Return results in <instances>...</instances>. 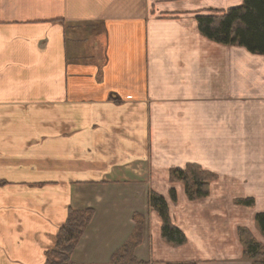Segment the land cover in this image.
I'll use <instances>...</instances> for the list:
<instances>
[{
  "label": "crops",
  "instance_id": "1",
  "mask_svg": "<svg viewBox=\"0 0 264 264\" xmlns=\"http://www.w3.org/2000/svg\"><path fill=\"white\" fill-rule=\"evenodd\" d=\"M242 4L0 0V264H45L69 208L94 212L71 264H112L134 215L126 264H250L237 231L264 243V56L194 19ZM187 164L215 175L199 201L169 182ZM151 192L185 245L161 238Z\"/></svg>",
  "mask_w": 264,
  "mask_h": 264
},
{
  "label": "trees",
  "instance_id": "2",
  "mask_svg": "<svg viewBox=\"0 0 264 264\" xmlns=\"http://www.w3.org/2000/svg\"><path fill=\"white\" fill-rule=\"evenodd\" d=\"M194 19L198 31L205 38L224 46H238L252 54L264 56V0H243L239 7L230 8L222 13L210 14L197 12ZM171 183H181L187 200L195 202L209 195L210 183L215 175L203 170L196 164H187L184 168H172L168 174ZM170 197L175 200L176 194L170 190ZM149 207L160 218V236L169 245L181 247L186 244V237L171 221L164 198L154 192L149 194ZM237 205L252 207V199H238ZM94 212L87 208L74 210L69 208L64 224L56 234V242L52 250L47 251L45 264H71V255L83 232L90 224ZM135 230L127 240L110 257L112 264L135 263L134 248L140 243L143 219L134 215ZM255 223L264 236V212L255 215ZM238 237L243 245V254L250 264H264V244L257 242L245 228H239ZM177 264H195L185 262Z\"/></svg>",
  "mask_w": 264,
  "mask_h": 264
},
{
  "label": "rangeland",
  "instance_id": "3",
  "mask_svg": "<svg viewBox=\"0 0 264 264\" xmlns=\"http://www.w3.org/2000/svg\"><path fill=\"white\" fill-rule=\"evenodd\" d=\"M170 171V170H169ZM170 182V181H169ZM181 184V183H180ZM184 188V187H183ZM170 193V192H169ZM149 198V197H148ZM149 202V201H148ZM254 203V202H253ZM149 204V203H148ZM143 223H144V220H143Z\"/></svg>",
  "mask_w": 264,
  "mask_h": 264
}]
</instances>
